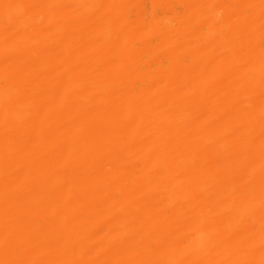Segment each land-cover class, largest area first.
<instances>
[{"label": "bare ground", "instance_id": "6f19581e", "mask_svg": "<svg viewBox=\"0 0 264 264\" xmlns=\"http://www.w3.org/2000/svg\"><path fill=\"white\" fill-rule=\"evenodd\" d=\"M0 264H264V0H0Z\"/></svg>", "mask_w": 264, "mask_h": 264}]
</instances>
